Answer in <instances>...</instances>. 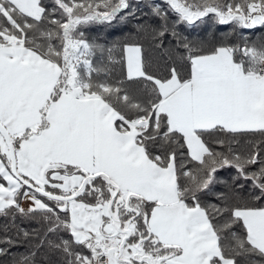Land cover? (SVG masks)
<instances>
[{"label":"snow or ice","instance_id":"snow-or-ice-1","mask_svg":"<svg viewBox=\"0 0 264 264\" xmlns=\"http://www.w3.org/2000/svg\"><path fill=\"white\" fill-rule=\"evenodd\" d=\"M0 217L14 264H264V0H0Z\"/></svg>","mask_w":264,"mask_h":264},{"label":"trees","instance_id":"trees-1","mask_svg":"<svg viewBox=\"0 0 264 264\" xmlns=\"http://www.w3.org/2000/svg\"><path fill=\"white\" fill-rule=\"evenodd\" d=\"M148 2L159 3L160 0H148ZM142 12L144 13V15H141L140 22H146L152 25H156L159 23L158 20L152 17L150 9L148 7H143ZM138 15L140 14L138 13ZM135 23H137V21H132L128 23L123 32L115 31L113 36H106V33L109 31L108 29H105L102 26H95V31L92 33V35H99L107 39H121L128 36H131L133 40L139 39V41L144 45L146 49V55L149 56L152 61V67L150 68V71L159 72L164 70L167 65H165L161 54L151 46L150 40L147 35L141 36L139 38L136 37L133 27ZM178 30L193 42L204 40L207 41L209 44L217 43L219 38L227 31V29L225 28H216L208 26L188 28L183 25H181ZM259 35V33L256 34L257 38L259 37ZM4 224L9 225V230L7 232L3 230ZM15 224L19 226V228L29 231H31V229L34 227L31 222L27 220L22 221L19 218L16 219ZM15 232L16 228L12 227L11 221L9 219L0 217V239H3L5 236L18 239L17 237H15ZM0 246L7 247L6 245ZM28 247L29 245L26 244H15L11 246L10 248H8V255L0 257V264H14L15 260L19 259L21 256L26 254Z\"/></svg>","mask_w":264,"mask_h":264},{"label":"rangeland","instance_id":"rangeland-1","mask_svg":"<svg viewBox=\"0 0 264 264\" xmlns=\"http://www.w3.org/2000/svg\"><path fill=\"white\" fill-rule=\"evenodd\" d=\"M25 206H27V204H25Z\"/></svg>","mask_w":264,"mask_h":264}]
</instances>
